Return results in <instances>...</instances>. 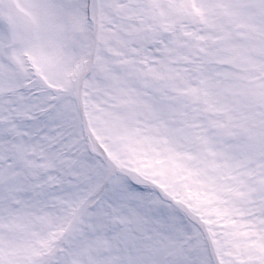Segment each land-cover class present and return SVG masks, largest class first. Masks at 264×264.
<instances>
[{
  "label": "snow or ice",
  "instance_id": "1",
  "mask_svg": "<svg viewBox=\"0 0 264 264\" xmlns=\"http://www.w3.org/2000/svg\"><path fill=\"white\" fill-rule=\"evenodd\" d=\"M0 264H264V0H0Z\"/></svg>",
  "mask_w": 264,
  "mask_h": 264
}]
</instances>
